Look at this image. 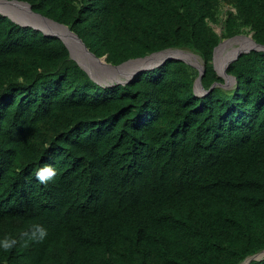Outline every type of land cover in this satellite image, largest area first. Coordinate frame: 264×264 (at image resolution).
<instances>
[{"label":"trees","instance_id":"obj_1","mask_svg":"<svg viewBox=\"0 0 264 264\" xmlns=\"http://www.w3.org/2000/svg\"><path fill=\"white\" fill-rule=\"evenodd\" d=\"M19 1L114 65L193 51L206 93L180 59L101 85L60 37L0 13V239L18 240L0 264H243L263 252L264 50L230 64L234 87L214 56L245 31L264 45V0ZM45 163L57 169L46 185ZM36 224L47 237L25 243Z\"/></svg>","mask_w":264,"mask_h":264},{"label":"bare ground","instance_id":"obj_2","mask_svg":"<svg viewBox=\"0 0 264 264\" xmlns=\"http://www.w3.org/2000/svg\"><path fill=\"white\" fill-rule=\"evenodd\" d=\"M0 11L10 14L12 17H14L17 21L21 23H32L37 26L43 25L42 27L47 32L60 35L65 40L66 44L72 51L73 57L76 58L82 64V66H84L94 75H95V70L98 66H105V68L108 67L112 70L119 71V73L120 72L125 73L126 70H129V72L126 74L127 77L133 70H136L141 67L154 66L168 57H182L192 63H197V64H199L200 62L199 57L196 56L197 57L196 58L189 51H188L189 53H186L185 51L180 49H170L162 53L155 54L146 59L132 61L116 69L108 65L105 59H101V60L96 59L89 52V50L82 44V42L76 37V35L73 32H71L67 27L55 24L52 21H49L41 16L33 14L26 4L0 0ZM228 44H233V48L226 55L223 56V54H225L224 49ZM234 44H238V45H234ZM255 46L256 44L254 40L252 38H248L245 36H240L230 41H226L222 43V45L216 51V62H219V66L217 70L219 69L218 70L219 72L225 71L227 63L231 59H233L239 52L251 50ZM125 78L121 75L119 77V79H125ZM263 256H264V252L259 254V257H263Z\"/></svg>","mask_w":264,"mask_h":264},{"label":"water","instance_id":"obj_3","mask_svg":"<svg viewBox=\"0 0 264 264\" xmlns=\"http://www.w3.org/2000/svg\"><path fill=\"white\" fill-rule=\"evenodd\" d=\"M6 1H8V2H17V3H23V4H26L28 7H29V9H30V11L33 13V14H35V15H38V16H41V17H43V18H45V19H47V20H49V21H52L53 23H55V24H58V25H62V26H65V27H67L71 32H73L70 28H69V26H67V25H65V24H62V23H59V22H57V21H55V20H53V19H51V18H48V17H46V16H44V15H42V14H40V13H36V12H34V10L32 9V6H31V4L30 3H28V2H25V1H19V0H6ZM0 13L1 14H3V15H5V16H8V17H10L13 21H15L16 23H18V24H20V25H22V26H32V27H34L35 29H37V30H40V28L38 27V26H36V25H34V24H32V23H21V22H19V21H17L14 17H12L10 14H8V13H5V12H2V11H0ZM44 33L46 34V35H51V36H57V37H60L64 42H65V40L60 36V35H58V34H55V33H51V32H47L46 30H44ZM75 35H76V37L82 42V44L89 50V52L96 58V59H98V60H101V59H105V60H107V56H104V57H98L94 52H92L88 47H87V45L85 44V42L83 41V39L82 38H80L79 37V35L77 34V33H75V32H73ZM231 40H232V38H230ZM253 40H254V42H255V44H256V46L254 47V48H252L251 50H254V49H263L264 50V45H261V44H259V43H257L256 42V40L254 39V38H252ZM228 41H230V40H228ZM65 44H66V42H65ZM67 45V44H66ZM222 45V43H220V45L215 49V56H214V62H216V51L218 50V48L220 47ZM67 47H68V45H67ZM69 48V47H68ZM173 49V48H172ZM69 50H70V48H69ZM167 50H170V49H166V50H163V51H159V52H155V53H152V54H150V55H147V56H145V57H141V58H136V59H131V60H128V61H126V62H124V63H122V64H120V65H114V64H112V63H110V64H108V65H110V66H112L113 68H116V69H118V68H120V67H122V66H124V65H126V64H128V63H130V62H132V61H137V60H141V59H146V58H148V57H151V56H153V55H155V54H159V53H162V52H164V51H167ZM181 50V49H180ZM251 50H247V51H241V52H239L233 59H231L228 63H227V65H226V68H225V73H226V75L229 77V78H232V79H235L236 80V78L234 77V76H232V75H229L228 73H227V69H228V67L230 66V64H232L235 60H237L242 54H244V53H248V52H250ZM70 56H71V58H73L74 60H76L78 63H79V65L91 76V78L93 79V80H95L97 83H99V84H101V85H106V86H110V85H113V84H108V83H102V82H100V81H98L95 77H94V75L88 70V69H86L84 66H82V64L76 59V58H74L73 57V54H72V51L70 50ZM169 59H180V60H184V61H186L187 63H189V64H191V65H193V66H195L196 68H198L199 70H200V76H199V78L197 79V81H196V83H195V91H196V93H198V94H200V93H206V90H205V88H204V85H203V82H202V76L204 75V73H205V66L204 65H197V64H194V63H192V62H190V61H188V60H186V59H184V58H179V57H168V58H166V59H164V60H162L160 63H158V64H156V65H154V66H151V67H141V68H138V69H136V70H133L128 76H127V78L124 80V81H119V82H115L114 84H126V83H128L129 81H131L139 72H141V71H144V70H148V69H152V68H155V67H157V66H160V65H162L165 61H167V60H169ZM215 66H216V64H215ZM218 71V70H217ZM218 74L220 75V76H222L221 74H220V72L218 71ZM264 252V251H263ZM262 253V252H261ZM260 254V253H259ZM259 254H256V255H253V256H251L250 258H248L243 264H246V263H248L249 261H251L252 259H263L264 257H259Z\"/></svg>","mask_w":264,"mask_h":264},{"label":"rangeland","instance_id":"obj_4","mask_svg":"<svg viewBox=\"0 0 264 264\" xmlns=\"http://www.w3.org/2000/svg\"><path fill=\"white\" fill-rule=\"evenodd\" d=\"M230 9H232L231 8V6L229 5V4H227V2L226 1H224L223 2V8H222V15H221V18L223 19V20H225L226 18H227V15H226V12L227 11H229ZM36 23V22H35ZM33 26V25H32ZM31 26V27H32ZM37 26V25H36ZM43 26V25H42ZM42 26H40V25H38V27L40 28V31L41 32H43L44 33V28L42 27ZM45 26V25H44ZM211 26L214 28V30L217 32V33H219L220 35H222L223 36V33H224V30H225V28H224V24L223 23H221V22H219L218 24H215V23H211ZM34 28V27H33ZM240 36H245V37H248V38H253V34L252 33H249V32H243V33H241V34H239V35H237V36H235V37H232V39H234V38H237V37H240ZM228 40H231L230 38H224L223 40H222V42L221 43H224V42H226V41H228ZM234 45H238V44H234ZM233 48V44H228L226 47H225V49H224V53L225 54H223V56L224 55H226L231 49ZM181 50H183V51H185L186 53H189V52H191L192 53V55L193 56H197V57H199V64H197V63H194V64H197V65H204V63H203V60L201 59V57L198 55V54H196L195 52H193V51H190V50H186V49H181ZM189 51V52H188ZM196 57V58H197ZM179 58H182V57H179ZM221 61H222V59H221ZM220 61V62H221ZM106 62H107V64H110L107 60H106ZM215 64H216V69L218 68V66H219V62H215ZM219 70V69H218ZM118 72V73H117ZM129 72V70H126V72L125 73H123V72H120L119 73V71H115V70H112V69H110V68H108V67H106L105 68V66H98L97 68H96V70H95V75H94V77L98 80V81H100V82H102V83H108V84H114L115 82H119V81H124L127 77H126V74ZM220 74L222 75V77L226 80V83H224L223 85L225 86V87H234L235 85H236V80L235 79H232V78H229L227 75H226V73H225V71H221L220 72ZM120 75L121 76H123L125 79H119V77H120ZM204 93H200V95H203ZM264 257V256H263ZM262 258V257H261Z\"/></svg>","mask_w":264,"mask_h":264},{"label":"clouds","instance_id":"obj_5","mask_svg":"<svg viewBox=\"0 0 264 264\" xmlns=\"http://www.w3.org/2000/svg\"><path fill=\"white\" fill-rule=\"evenodd\" d=\"M57 175V169L53 164L45 163L35 171V178L41 184H48L53 181ZM48 234L46 227L40 224L33 225L30 231L23 233L24 237H27L28 241H43ZM18 243V240L14 236H5L0 239V247L4 249H11Z\"/></svg>","mask_w":264,"mask_h":264}]
</instances>
